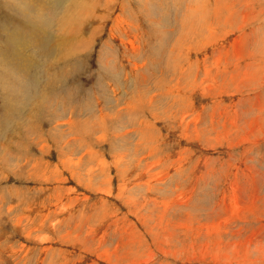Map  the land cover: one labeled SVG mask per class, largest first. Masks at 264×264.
Wrapping results in <instances>:
<instances>
[{
	"label": "rangeland",
	"instance_id": "rangeland-1",
	"mask_svg": "<svg viewBox=\"0 0 264 264\" xmlns=\"http://www.w3.org/2000/svg\"><path fill=\"white\" fill-rule=\"evenodd\" d=\"M35 1L0 0V264H264V0Z\"/></svg>",
	"mask_w": 264,
	"mask_h": 264
},
{
	"label": "bare ground",
	"instance_id": "bare-ground-1",
	"mask_svg": "<svg viewBox=\"0 0 264 264\" xmlns=\"http://www.w3.org/2000/svg\"><path fill=\"white\" fill-rule=\"evenodd\" d=\"M24 1H27V0H24ZM29 1H31V0H29ZM38 1V0H37ZM217 1V0H216ZM33 2H36L35 0H33ZM40 2V1H39ZM30 3V2H29ZM32 3V2H31ZM113 4L114 2H113V0H109V3H106L107 5H106V7L104 8V10L105 11H108V6L110 5V4ZM215 3V2H214ZM90 6V5H89ZM217 9H218V7L216 6L215 7V12L217 11ZM219 9H221V8H219ZM69 10V9H68ZM103 10V9H102ZM254 10V9H253ZM88 11V10H87ZM101 11V10H100ZM204 11H205V9H204ZM226 14H227V12H226ZM201 17V16H200ZM199 17V18H200ZM96 18V17H95ZM229 20V19H228ZM206 22V21H205ZM225 22H226V20H225ZM213 23V22H212ZM205 25V24H204ZM209 25V24H208ZM200 29V28H199ZM83 28L80 26V28H78V30H77V32H79V31H81V32H83ZM37 32H39V34L40 35H42V31H40V30H36ZM21 33V32H20ZM33 33L35 34V32L33 31ZM96 33V32H95ZM204 33V32H203ZM20 35V34H19ZM18 35V36H19ZM21 35H24V34H22L21 33ZM95 35V34H94ZM17 36V35H16ZM28 36H30V35H28ZM28 36H27V38H28ZM22 38H24V36H22ZM21 38V36L20 37H18L17 38V40H16V42H15V44L16 45H23V41H24V39H22ZM196 38H198L197 36H196ZM199 38H200V35H199ZM26 40H28V39H26ZM29 41V40H28ZM243 41V40H242ZM28 43H30V42H28ZM129 48H133L132 49V51L134 52V48H136V46H134V44H133V42L132 41H129ZM17 47V46H16ZM21 48V47H20ZM19 47L17 48V50H19L20 49ZM25 48H26V46H25ZM22 49V48H21ZM235 49V48H234ZM14 50V52L16 51L15 49H13ZM24 50V49H23ZM138 52V51H137ZM15 53H17L18 54V51L17 52H15ZM21 53V52H20ZM19 53V54H20ZM135 53V52H134ZM139 53V52H138ZM17 54H16V56H17ZM22 54V53H21ZM246 54H247V52H246ZM250 54H252V53H250ZM20 56V55H19ZM14 57V56H13ZM251 57V56H250ZM16 58V57H15ZM18 58V57H17ZM212 61H213V59H212ZM214 62H215V60H214ZM216 64V63H215ZM135 66H136V64H134ZM134 66V67H135ZM216 66V65H215ZM138 69V68H137ZM211 69V68H210ZM5 70H7V67H6V69ZM3 71V70H2ZM211 71H212V69H211ZM211 71H208L207 69H205V73H204V76H205V78H209V76H211L212 74V72ZM177 73V72H176ZM217 73V75H218V73L219 72H215L214 74H216ZM175 75H177V74H175ZM236 77V76H235ZM242 77H243V75H242ZM247 77V76H246ZM241 78V77H240ZM243 79V78H242ZM245 79H247V78H245ZM193 82V81H192ZM191 82V83H192ZM190 84V83H189ZM194 84V83H193ZM192 85V84H191ZM190 86V85H189ZM236 87V86H235ZM139 93V92H138ZM23 96V95H22ZM144 97V94H140L139 93V95L137 96V98H139L140 100H143L142 98ZM135 99V98H134ZM154 99H156L155 98V96L154 95H151V97H149L148 96V100L145 98V101L143 100V103H146L147 105H148V107H152L153 106V102L155 101ZM139 100V101H140ZM134 103H136V102H134ZM142 102H141V105L143 104ZM128 104H130L129 102H128ZM136 104H139V103H136ZM134 105V104H133ZM129 106V105H128ZM186 108H187V106H185ZM6 108V107H5ZM80 108V107H79ZM122 108V107H121ZM7 110V109H6ZM103 109H101V107H100V109H99V120H100V130H102L104 133L106 132L105 131V129H104V127H101V125H102V122L104 121V119H105V115H103L102 113H101V111H102ZM163 110V109H162ZM105 111V110H104ZM123 111V110H122ZM117 112H119V110L117 111ZM163 112V111H162ZM186 113V112H185ZM169 114V113H168ZM156 115L157 114H153V116H155L156 117ZM170 115V114H169ZM108 116V115H107ZM110 116V115H109ZM174 116V115H173ZM195 116V115H194ZM114 117V116H113ZM116 118H120V115H118L117 117H115L114 119H116ZM156 118H158V116L156 117ZM196 118V117H195ZM194 118V119H195ZM246 118V117H245ZM97 119V118H96ZM169 119V118H168ZM59 120V119H58ZM63 120V119H62ZM237 120V119H236ZM91 122V121H90ZM61 122H58L57 123V126L60 124ZM69 123H70V125H69V127L71 128H69V131H70V134H72V132H71V130H72V126L71 125H73L72 123V121H69ZM92 123V122H91ZM105 123V122H104ZM113 123V122H112ZM119 123V122H118ZM138 123V122H137ZM187 123H189L188 121H187ZM62 124V123H61ZM60 124V125H61ZM93 124V123H92ZM106 124V123H105ZM123 123L121 122V125H122ZM142 123L140 122V123H138V124H136V126H138V125H141ZM199 124V123H198ZM197 124V125H198ZM112 125V124H111ZM134 125V124H133ZM196 125V124H195ZM202 125V124H201ZM78 126V125H77ZM94 126H95V124H94ZM130 126L131 125H129V126H126L125 127V130L124 131H122V133H118L117 134V138L116 139H120V138H123V137H125L129 132H132V131H134V128H133V126L130 128ZM190 126V125H189ZM188 126V127H189ZM200 126V125H199ZM60 127V126H59ZM96 127V126H95ZM106 128H108V127H106ZM117 128V127H116ZM121 130H122V128H120ZM119 129V131L118 132H121V130ZM194 129V128H193ZM226 129V128H225ZM241 130H242V128H241ZM190 131V130H189ZM191 131H193V130H191ZM195 131V130H194ZM182 133V132H181ZM62 134V133H61ZM66 134V133H65ZM188 134V133H187ZM186 134V135H187ZM67 135V134H66ZM65 135V136H66ZM68 136V135H67ZM116 136V135H115ZM224 136V135H223ZM115 138V137H114ZM126 138V137H125ZM125 138H123V139H125ZM197 138V137H196ZM103 139V138H102ZM123 139H121V140H123ZM70 140V139H69ZM100 142V141H99ZM135 146V145H134ZM153 151V150H152ZM73 154V153H72ZM127 154V153H126ZM134 155H136V154H134ZM138 155V154H137ZM80 159V158H79ZM144 159L143 158H141V159H138L137 160V163H141V161H143ZM81 161V160H80ZM121 161V160H120ZM118 162H119V160H118ZM80 163V162H79ZM128 162H126V164H127ZM76 164H78V162H76ZM116 164H117V162H116ZM115 164V165H116ZM243 164V163H242ZM73 165H74V163H73ZM252 165V164H251ZM98 166V165H97ZM128 166V165H127ZM124 167V166H123ZM117 168V167H116ZM127 167L125 166V169H126ZM181 168V165H179L178 167H177V169H179V170H181V171H183L182 169H180ZM247 168V167H246ZM90 169V168H89ZM119 169V168H118ZM124 169V170H125ZM248 169V168H247ZM117 170V169H116ZM246 170V169H245ZM92 171V170H91ZM101 171V170H100ZM253 171V170H252ZM175 172H176V170H175ZM148 171L146 172V173H139V174H137L136 176H133L134 178H129V176H127V175H130V174H126V175H124V174H121L122 176H124V177H126L127 176V178H125V180L123 181V184H122V186L120 187V189L119 190H122L126 185L128 186V185H136L137 186V184H136V182H139L140 180H143V177H145V174H146V176L148 175ZM153 175V174H152ZM168 175L169 174H167V175H164L163 177H161V178H151V180H148V182H147V188H148V192H150V191H154V189H157V191L160 189V188H163V187H159V186H163L165 183V181H164V179H168ZM179 176V175H178ZM72 177H74L73 176V174H72ZM121 177V176H120ZM251 177V176H250ZM192 178V177H191ZM255 178H257V177H255ZM107 181L109 182V180L107 179ZM107 181H105L106 183L104 184V185H106L107 187H109L110 185L108 184V182ZM120 182V181H119ZM122 182V181H121ZM191 182H192V180H191ZM245 182V181H244ZM232 185L230 186V188L229 189H231L232 190V194H233V198H238V194H236L235 196H234V192H235V189H237L238 190V188L236 187L237 186V183H236V186L235 185H233V183H231ZM159 185V186H158ZM236 187V188H235ZM253 188V187H252ZM260 189V188H259ZM230 190V191H231ZM163 191L166 193V192H168L169 193V197L171 196V194H173V196H172V199H170V201H165L164 199H162L163 201L162 202H160L161 204H157V203H154V205H153V207L155 208V209H153V208H150L149 210L147 209L146 210V212H151V213H153V211H156V212H161V214L163 213V217L161 216L160 218H162V219H164V216H168V212L170 211V210H172V212H174V210H178L180 207H184L186 204H187V202H189V200H185V196L183 197L182 196V194L181 193H177L176 191H174V190H170V189H166L165 187L163 188ZM184 191V190H183ZM18 192V191H17ZM125 192H127V193H130V192H128L127 190H125L123 193H125ZM253 192V191H252ZM183 193V192H182ZM236 193V192H235ZM253 193H255V192H253ZM188 194H190V193H188ZM121 196H123V194L121 195ZM244 196V195H243ZM117 197V196H116ZM187 197V196H186ZM249 197V196H248ZM171 198V197H170ZM240 198V197H239ZM190 199V198H189ZM225 199V196H223L222 197V200H224ZM241 199V198H240ZM48 200V199H47ZM86 200V199H85ZM131 200V197H125V201L128 203L129 201ZM238 200V199H237ZM243 200H244V198H243ZM84 201V200H83ZM243 202V201H242ZM236 203V202H235ZM250 203V202H249ZM253 203V202H252ZM188 205V204H187ZM237 205V204H236ZM256 205V204H255ZM246 206H248V204L246 205ZM250 206V205H249ZM248 206V207H249ZM232 207V206H231ZM255 207V206H254ZM220 208H221V210L222 211H227V210H225V208H224V204H222L221 206H220ZM247 208V207H246ZM217 209H219V208H217ZM248 209V208H247ZM250 209V208H249ZM71 210V209H70ZM254 213H256V211L254 212ZM154 214V213H153ZM160 214V213H159ZM229 214H231L230 212H229ZM239 214V213H238ZM241 214V213H240ZM239 214V215H240ZM82 215V214H81ZM152 215V214H151ZM225 215V214H224ZM92 216V215H91ZM160 216V215H159ZM230 216V215H229ZM231 216H234V215H231ZM151 217H155V216H149V217H146L145 219L147 220V219H151ZM226 217V216H225ZM254 217H255V215H254ZM87 218H91L90 216L89 217H87ZM158 218V217H157ZM238 218V217H237ZM242 218V217H241ZM261 218V217H260ZM159 219V218H158ZM161 219V220H162ZM226 219V218H225ZM233 219V218H232ZM253 219V218H252ZM70 220V219H69ZM87 220V219H86ZM80 221V220H79ZM114 221V220H113ZM149 221V220H148ZM234 221V220H233ZM236 221V220H235ZM160 222H162V221H160ZM226 222H228L227 220H226ZM232 222V221H231ZM242 222V221H241ZM80 223H82V225L84 226V223L85 222H80ZM222 223H223V221H222ZM235 223V222H234ZM144 224V226H147L148 225V223L147 222H144L143 223ZM86 225H87V223H86ZM229 225H231V224H229ZM227 226V225H226ZM82 227V226H81ZM97 227V226H96ZM162 227V226H161ZM248 227V226H247ZM247 227H244V229L245 228H247ZM227 228V227H226ZM242 228V227H241ZM249 228V227H248ZM229 229H230V227H229ZM90 232H91V230H90ZM241 232V231H240ZM92 233V232H91ZM90 233V234H91ZM89 234V235H90ZM94 234V233H93ZM256 235V237H257V241H252V237L253 236H255ZM246 236V235H245ZM261 236V233L260 232H254V233H251V235L249 236V238H248V240H247V243H248V246L250 245V244H255V243H257L258 244V248H256L255 247V249L257 250V253H258V255H259V261H260V259H263L262 257H264V242L262 243L261 242V240L259 239L258 240V237H260ZM133 237V236H132ZM244 239V238H243ZM126 240V239H125ZM128 241V239L126 240V242ZM262 241H264V240H262ZM102 242V241H101ZM129 242V241H128ZM129 243H131V242H129ZM236 243V242H235ZM244 243V242H243ZM102 244V243H101ZM100 244V245H101ZM237 244V243H236ZM239 244V243H238ZM243 245V244H242ZM233 246V245H232ZM239 246V245H238ZM248 246H244L243 245V251H239L238 250V252H239V255L241 256V255H243V254H248L249 252V250H248ZM128 248V247H127ZM113 250V249H112ZM161 250V249H160ZM129 251V250H128ZM232 251H234V250H232ZM166 252V251H165ZM252 252H254V251H252ZM241 253V254H240ZM256 253V252H255ZM131 254V253H130ZM141 254V253H140ZM233 254V253H232ZM253 254V253H252ZM137 255V254H136ZM234 255H236L235 253H234ZM257 254H256V256H258ZM127 256V255H126ZM140 256V255H139ZM194 255H192V257H193ZM203 256V255H202ZM237 256L238 255H236V258H237ZM250 256H251V254H250ZM101 257V256H100ZM215 257V256H214ZM219 257V256H218ZM228 257V256H227ZM226 257V258H227ZM239 257V256H238ZM132 258V257H131ZM140 258H141V256H140ZM193 258H195V257H193ZM203 258V257H202ZM201 258V259H202ZM211 258V257H210ZM123 259V258H122ZM145 259V258H144ZM246 259V260H245ZM245 259L244 260H242V259H240V261L239 262H246V261H248V258H247V256L245 257ZM253 259V258H252ZM132 260V259H131ZM187 260H190V255H187ZM250 260V259H249ZM256 259H254V261H255ZM258 260V259H257ZM65 261V260H64ZM104 261V260H103ZM144 262L145 261H148V259L146 258L145 260H143ZM142 260L140 261L138 258H136V257H134L133 258V260L131 261V263H129V264H140V262H143ZM220 261H221V259H220ZM123 262V261H122ZM214 262V261H213ZM222 262H225V260H222L221 261V263ZM61 263V262H60ZM96 263H97V261H96ZM145 263H148V262H145ZM144 263V264H145ZM251 263H252V261H251ZM106 264V263H105ZM125 264V263H124ZM227 264H228V262H227ZM240 264V263H239ZM253 264V263H252Z\"/></svg>",
	"mask_w": 264,
	"mask_h": 264
},
{
	"label": "crops",
	"instance_id": "crops-1",
	"mask_svg": "<svg viewBox=\"0 0 264 264\" xmlns=\"http://www.w3.org/2000/svg\"><path fill=\"white\" fill-rule=\"evenodd\" d=\"M70 31V30H69ZM76 32H77V30H76ZM69 33V32H68ZM78 33V32H77ZM77 33H75V34H71V33H69V35H70V37H71V39L73 40L75 37H76V34ZM71 39H69V41L71 42Z\"/></svg>",
	"mask_w": 264,
	"mask_h": 264
}]
</instances>
